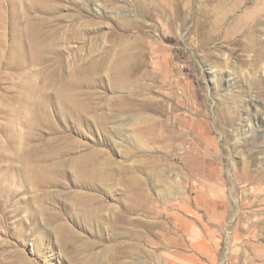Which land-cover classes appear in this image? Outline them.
<instances>
[{
    "label": "rangeland",
    "instance_id": "374dc122",
    "mask_svg": "<svg viewBox=\"0 0 264 264\" xmlns=\"http://www.w3.org/2000/svg\"><path fill=\"white\" fill-rule=\"evenodd\" d=\"M142 2L0 0V264H264V0Z\"/></svg>",
    "mask_w": 264,
    "mask_h": 264
},
{
    "label": "bare ground",
    "instance_id": "6f19581e",
    "mask_svg": "<svg viewBox=\"0 0 264 264\" xmlns=\"http://www.w3.org/2000/svg\"><path fill=\"white\" fill-rule=\"evenodd\" d=\"M18 1H22V0H18ZM138 1V0H137ZM140 1V0H139ZM143 0H141V2H142ZM145 1V0H144ZM23 3V2H22ZM143 3V2H142ZM37 53V52H36ZM125 72H124V69H123V74H124ZM90 218V217H89ZM96 218V217H95ZM97 219V218H96Z\"/></svg>",
    "mask_w": 264,
    "mask_h": 264
}]
</instances>
